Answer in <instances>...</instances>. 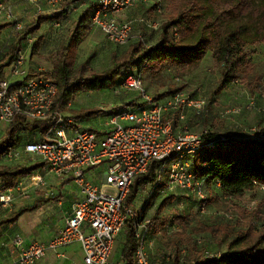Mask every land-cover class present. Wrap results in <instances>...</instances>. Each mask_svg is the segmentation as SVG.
Instances as JSON below:
<instances>
[{"label": "trees", "instance_id": "1", "mask_svg": "<svg viewBox=\"0 0 264 264\" xmlns=\"http://www.w3.org/2000/svg\"><path fill=\"white\" fill-rule=\"evenodd\" d=\"M6 1L0 0V3H6ZM72 1L75 0L70 2ZM249 1L234 0L232 6L224 8L216 14H209L208 10L214 5L212 0H188L187 2L180 0L175 12L168 19L162 21L159 26L154 27L151 25V21L142 20L148 27L159 28L158 42L146 45L142 39L134 41L124 54H113L111 65L103 70L94 69L87 60L76 64L78 46L93 27L92 16L98 7L97 2L95 1L92 6L84 9L65 44L52 57L51 70L39 71L30 68L27 61L28 75L26 78L36 75L47 76L56 83L57 93L52 113L47 120H29L22 114H16L7 123L4 131L0 126V195L9 192L10 188H15L22 177L33 174L45 164L42 161L12 164L20 156L14 160H6L7 151L12 149L19 155L24 154V147L27 143L45 138V133L54 124V120L59 114H62L65 119H70V116H65L64 113L68 111L80 91L110 88L116 92L123 78L129 74L142 80L144 74L153 75L164 70L185 69L198 64L207 52H211L213 60L220 65V82L216 88L217 92L223 91L239 80H244L254 70L247 47L251 44L264 42V6L252 9ZM71 4L51 14L37 12L28 24L16 32L0 61V82L3 79L10 80L11 88H15L21 83L20 80L12 79L8 72V67L13 62L18 50L23 47L24 41L41 29L44 22H56L63 19L66 12L72 11L73 4ZM157 6L161 7V4H154V7L157 8ZM11 24L12 22L0 23V38L2 31ZM41 42L42 38L39 37L30 45L32 54L38 53ZM183 87L185 84L172 86L154 98L160 99L172 95L183 90ZM122 91L126 90L116 93ZM189 93L195 98L198 97L196 91ZM143 103V99L142 101L134 99L128 101L127 105L139 107ZM206 105L207 103L204 110ZM125 108L122 106L111 111L110 114L125 110ZM204 110L200 114H195L201 116ZM101 112L104 111L98 108L82 109L75 111L71 116L76 120H88L91 116ZM171 117L174 125L178 126V112H173ZM261 131L264 133L263 130ZM20 133L24 135L22 141H20ZM200 134L206 142L222 135L208 128ZM224 137V140L200 148L188 156L187 161L193 174L203 181L204 188L207 187L211 191L214 189V193H221L229 200H234L247 190L264 185V140L251 138L249 131L243 137L227 135ZM169 163L170 159L152 160L147 172L134 179L126 197V204L137 212L140 218L148 219L146 210L152 204L155 195L169 185L166 168ZM163 166L164 168L161 170ZM143 185H148L150 189L147 191L148 196H146L144 206L136 210L134 201L143 190ZM185 193L203 202L194 193ZM169 198L172 196L166 197L161 202L158 211H162L164 201ZM26 209L24 207L10 216L0 218V225L16 221ZM156 218L155 224L147 233V241L150 234L157 235L166 225H172L174 228V225L178 222L181 223V219H183L181 216H176L172 220L160 219L158 216ZM126 225H128V232L126 243L122 249L123 262L118 264H137L134 254L138 240L134 236V225L130 221H127ZM193 228L195 231H209L214 239L219 236L226 237L228 234H231V237L225 251L208 256L200 250L195 253L192 264H264V229L262 232L253 233L244 227L231 225L207 226L202 224ZM182 239H184L183 233L173 232L170 235V244L177 245L178 240ZM178 257V254H175V263L178 262Z\"/></svg>", "mask_w": 264, "mask_h": 264}, {"label": "built area", "instance_id": "2", "mask_svg": "<svg viewBox=\"0 0 264 264\" xmlns=\"http://www.w3.org/2000/svg\"><path fill=\"white\" fill-rule=\"evenodd\" d=\"M46 1L51 6L59 2ZM140 1L96 0L98 7L92 23L103 31L109 42L126 44L131 36L132 22L119 19L117 15ZM75 8L73 4L71 10ZM15 29L20 31L22 25L17 22ZM33 42L31 37L24 41L8 67L10 77L21 83L11 88L10 80L0 82V123H9L16 114L29 120H47L52 113L56 83L44 75L26 78L27 50ZM120 90L138 91L144 103L139 107L127 105L125 110L111 114L106 121L109 129L104 135L99 136L89 128L69 133L73 121L59 114L43 140L25 145V154L39 157L56 175L71 178L82 197L73 204L71 215L55 237L48 242L33 241L22 246L18 264H36L48 249L73 242L80 243L84 264H114L111 260L114 242L127 221L134 225V236L138 240L134 254L137 264H151L146 240L150 220L140 218L127 206L126 197L134 179L147 172L152 160L170 159L166 167L169 186L194 193L203 201L206 198L203 181L190 170L187 157L225 137L220 135L206 142L201 134L191 131L184 123L187 110L192 109L196 114L204 110L205 99L195 98L184 90L155 99L147 94L142 80L133 74L123 78L116 92ZM173 112H178V126L172 122ZM250 137L264 140V133L254 129ZM19 156L17 151L10 149L5 158L10 161ZM102 164L106 165L103 182L97 184L87 178L86 171ZM29 179L31 184H43L38 174H30ZM15 188L24 192L21 183ZM12 200L10 189L0 195V207L8 206ZM15 243L22 244L21 238L17 237Z\"/></svg>", "mask_w": 264, "mask_h": 264}, {"label": "rangeland", "instance_id": "3", "mask_svg": "<svg viewBox=\"0 0 264 264\" xmlns=\"http://www.w3.org/2000/svg\"><path fill=\"white\" fill-rule=\"evenodd\" d=\"M179 1L144 0L143 2H138L133 7L117 15L119 18H127L128 15L131 16V13L133 14L127 19L132 21V34L126 44L117 45L110 43L103 34L97 36L95 41L92 39L93 44L90 43V39L83 40L85 43L83 42L81 47L80 45L78 46L77 61L87 60L91 67L100 70L106 68L113 54H124L130 44L138 39L144 40L146 45L158 42L159 28L148 27L143 21H151V24L154 23L159 26L162 21L168 19L175 12ZM184 1L187 2L188 0ZM233 2L234 0H212L214 5L208 12L209 14H216L222 9L232 6ZM156 3H160L161 7H154ZM249 3L252 9H259L262 5L264 6V0H250ZM35 13L37 12L34 10ZM27 21L26 19L21 20L22 25L26 24ZM73 27L71 21L61 24L52 22L48 26L43 25L37 33L30 36L34 41L39 37L42 38L38 53L32 54L31 46L27 50L30 66L39 71L51 70L52 57L65 44L72 33ZM8 32H10L9 27L2 31L0 48L7 43ZM94 32H99L96 27L91 30V34ZM247 51L254 65V70L244 80H239V82L229 85L221 92L216 91L220 82V65L213 60L211 52H207L198 64L191 67L164 70L153 75H142L143 88L147 94L156 96L172 86L185 84V87L182 88L184 91H196L198 97L205 98L207 105L202 115L197 116L192 109H189L186 112L184 122L190 130L198 134L207 128L224 136L237 137H243L248 134V131L252 132L254 129L264 131V42L249 45ZM126 93H128L127 97H131V99L135 97L141 98V95L136 91ZM118 96L110 88L80 91L64 115L70 116L75 111L82 109L98 108L109 110V106L116 103ZM105 115L101 112L91 116L88 120H82L80 124L85 126V128L93 127V130L103 131L104 122L108 118ZM6 125V122L0 123L2 131L5 130ZM23 136L22 133L19 134L20 141H22ZM24 159L26 157L20 155L12 164L41 161L36 155L27 156L25 161ZM21 186H26V184L23 183ZM143 191L139 193L134 201V205L137 207H140L138 206L139 204L143 205L146 196H148L147 192ZM204 191L206 198L203 202L169 185L155 195L147 215L151 224L150 228L155 224L157 216L160 219L168 218L170 220L176 216H181L183 219H181V223H176L174 228L172 225H166L153 238L151 247L148 250L151 264H192L195 253L200 250L204 251L208 256L225 251L231 234L214 239L209 231H195L193 230L194 226L202 224L207 226L231 225L233 227H244L253 233L263 231L264 185L247 190L242 196L234 200H229L220 192V194L214 193V189L211 191L205 187ZM16 192L19 195L22 194L21 191L16 190ZM24 196L26 195H22L21 198ZM168 196H172V198L165 200L162 211H158L161 202ZM18 205L19 203H11L10 207L15 209ZM176 231L183 233L184 239L178 240L177 245H173L170 244V235ZM176 238L178 239V236ZM168 244L170 245L168 246ZM175 254L179 256V260L176 263Z\"/></svg>", "mask_w": 264, "mask_h": 264}, {"label": "crops", "instance_id": "4", "mask_svg": "<svg viewBox=\"0 0 264 264\" xmlns=\"http://www.w3.org/2000/svg\"><path fill=\"white\" fill-rule=\"evenodd\" d=\"M70 1L71 0H59V2L55 4V6L49 5L46 0H37L36 2H32L31 0H7L6 3H0V20H1L0 23L12 22V24L8 26L10 32H8L9 35H8L7 43L3 44L4 46L0 48V51H2L0 52V61L4 57V54L7 50V45L12 42L13 38L16 35L17 31L15 29V24L18 22L22 25L21 20H25V19L28 20L26 22V24H28L36 15V13L34 14V10L35 12L42 11L43 13L51 14L53 12H57L62 10L63 8H66L68 4L72 3L76 6L75 10L66 12L63 19L56 21L54 23L61 24L64 22L71 21L74 26L75 22L79 19L82 11L89 6H92L96 0H75L72 2ZM132 15L133 14L131 13V16ZM131 16L128 15L127 18L120 17V19H129ZM49 23L52 22L51 21L44 22L42 26L43 25L48 26ZM26 24L22 25V27L25 26ZM93 26L94 27H92V29L96 27V29L99 32H94L91 34L90 31L87 37L84 39V41L86 39H90L91 44L94 43L92 39L95 41L97 36L103 34V36L105 37L103 31L99 27L95 25ZM84 41L81 42L80 47L81 45H83ZM81 62L82 61H77L76 58L77 64ZM110 65H111V61L106 66V68H108ZM28 66L32 68L29 62H28ZM110 90L113 91L112 89ZM129 91H136V90H126L120 93L114 92L115 94L119 95L117 97L118 99L115 101L116 103L111 104L109 106V110L101 109L104 111L103 113L106 114L105 116L109 118L111 115L110 114L111 111L118 109L122 106L125 108L127 106L128 101L130 100L135 99L137 101H142L141 98L139 99L135 97L131 99V97H127L128 93L126 92ZM71 115L70 117L72 119L71 118L70 119L73 121V124L70 126L71 132L69 133H72L76 129L78 130L87 129L85 128V126H82L80 124L82 120H86V119L76 120ZM108 118L106 119V121L108 120ZM106 121L104 122L103 131L94 130L99 134V136L104 135L109 129L108 126L106 125ZM125 123L126 122H124V124ZM89 129L93 130L94 128L90 127ZM22 156H25L27 159V156L30 157L32 155H28L24 153L22 154ZM26 159H24V161ZM105 169H106L105 164L99 165L97 167L87 170L86 176L88 179L94 181L97 184H100L103 182V175ZM33 174H38L39 176H41L43 180V184L40 185L31 184L29 179L30 175L22 177L18 182V184L19 183L26 184V186H24V192L22 194L19 195L16 192V188H10L11 193L13 195V200L11 201V203L12 204L19 203L18 207H16L15 209L11 208L10 207L11 203L8 205L9 207L8 206H6L5 208L0 207V218L10 216L14 212H17L24 207L27 208L17 218L16 221L3 223L0 225V264H18L17 263L18 255L22 246L25 245L27 246L33 241L48 242L53 237H55L59 233V231L64 227L67 218L71 215L73 204L82 197L78 185L71 178H66L56 175L55 173L48 170L45 164L41 166L39 169H37V171H35ZM148 189H150L148 185H143V190H144V191L142 190L143 192L145 191L147 192ZM22 195H26V196L21 198ZM138 206L140 207L135 206L136 210L142 208L144 204L143 205L139 204ZM148 212H149V208L146 210V216L149 214ZM127 232H128V225L124 226L116 236L113 246V251L111 254V260L114 262V264L123 262L122 249L127 240ZM155 236L156 235H151V234L149 235L147 241L148 256H149L148 250L151 247V243L153 242V238ZM17 237L21 238L22 244L19 245L15 243ZM83 258H84V253L80 243L73 242L64 246H60L56 249H48L45 256L41 258L36 264H84Z\"/></svg>", "mask_w": 264, "mask_h": 264}]
</instances>
